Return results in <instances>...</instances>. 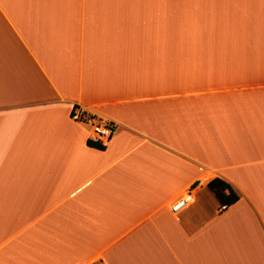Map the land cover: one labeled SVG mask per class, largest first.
Segmentation results:
<instances>
[{
	"label": "crops",
	"instance_id": "obj_1",
	"mask_svg": "<svg viewBox=\"0 0 264 264\" xmlns=\"http://www.w3.org/2000/svg\"><path fill=\"white\" fill-rule=\"evenodd\" d=\"M223 6L0 0V264H264V0Z\"/></svg>",
	"mask_w": 264,
	"mask_h": 264
},
{
	"label": "built area",
	"instance_id": "obj_2",
	"mask_svg": "<svg viewBox=\"0 0 264 264\" xmlns=\"http://www.w3.org/2000/svg\"><path fill=\"white\" fill-rule=\"evenodd\" d=\"M69 117L73 121L87 125L90 130V140L101 145L106 143V141L113 134L116 127L113 120L102 117L94 111L84 108L80 105H74L71 108ZM190 201V193L186 192L182 197L170 204L169 208L172 212L177 211ZM222 207H224V205ZM96 264H104V262L99 260L96 262Z\"/></svg>",
	"mask_w": 264,
	"mask_h": 264
},
{
	"label": "trees",
	"instance_id": "obj_3",
	"mask_svg": "<svg viewBox=\"0 0 264 264\" xmlns=\"http://www.w3.org/2000/svg\"><path fill=\"white\" fill-rule=\"evenodd\" d=\"M98 145L97 143L93 142ZM208 186L215 192L218 200L223 205H228L237 200V194L229 187V185L218 178H213L208 182Z\"/></svg>",
	"mask_w": 264,
	"mask_h": 264
},
{
	"label": "rangeland",
	"instance_id": "obj_4",
	"mask_svg": "<svg viewBox=\"0 0 264 264\" xmlns=\"http://www.w3.org/2000/svg\"><path fill=\"white\" fill-rule=\"evenodd\" d=\"M233 0H223V4H224V10H225V12H224V14H226L227 13V11H228V6L230 5V3L232 2ZM236 194H237V196H238V194H239V192L234 188H231ZM240 195V194H239Z\"/></svg>",
	"mask_w": 264,
	"mask_h": 264
}]
</instances>
